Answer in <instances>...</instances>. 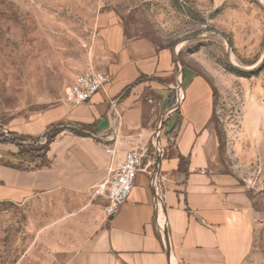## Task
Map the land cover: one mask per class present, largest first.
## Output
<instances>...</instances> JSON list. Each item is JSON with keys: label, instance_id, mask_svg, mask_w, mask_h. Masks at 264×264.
<instances>
[{"label": "rangeland", "instance_id": "obj_1", "mask_svg": "<svg viewBox=\"0 0 264 264\" xmlns=\"http://www.w3.org/2000/svg\"><path fill=\"white\" fill-rule=\"evenodd\" d=\"M107 10L174 52L179 91L213 95V167L252 225L246 264H264V0H0V165L53 176L51 192L0 202V264H77L72 249L105 219L95 192L115 157L71 125L65 97Z\"/></svg>", "mask_w": 264, "mask_h": 264}, {"label": "crops", "instance_id": "obj_2", "mask_svg": "<svg viewBox=\"0 0 264 264\" xmlns=\"http://www.w3.org/2000/svg\"><path fill=\"white\" fill-rule=\"evenodd\" d=\"M86 44L81 72L109 73L112 81L73 108L71 125L92 130L96 145L115 157L116 170L128 151L150 157L120 211L109 219L104 214L72 249L77 264H246L253 228L230 172L215 169L208 150L213 95L191 89L180 99L174 52L114 10L98 15ZM52 177L0 165V202L51 192L45 182Z\"/></svg>", "mask_w": 264, "mask_h": 264}, {"label": "built area", "instance_id": "obj_3", "mask_svg": "<svg viewBox=\"0 0 264 264\" xmlns=\"http://www.w3.org/2000/svg\"><path fill=\"white\" fill-rule=\"evenodd\" d=\"M83 48L88 49L85 44ZM112 81L109 73L97 72L92 69L80 74L66 93L65 100L73 106H81L92 98ZM181 99V97H180ZM107 153L114 155V148H107ZM145 154L131 150L125 153L121 165L115 173L99 183L96 197L105 202L104 214L107 219L114 217L121 207L129 200L135 189L139 173L144 167Z\"/></svg>", "mask_w": 264, "mask_h": 264}, {"label": "water", "instance_id": "obj_4", "mask_svg": "<svg viewBox=\"0 0 264 264\" xmlns=\"http://www.w3.org/2000/svg\"><path fill=\"white\" fill-rule=\"evenodd\" d=\"M200 36H202V33L194 34V35H192V36L186 38V41H189V40H192V39H196V38H198V37H200ZM182 95H183V91L180 90V91L178 92V96L181 97ZM178 107H179V104H177V105L175 106V109L178 108ZM166 243H167V250H168V255H169V253H170V247H169V243H168V238L166 239Z\"/></svg>", "mask_w": 264, "mask_h": 264}]
</instances>
